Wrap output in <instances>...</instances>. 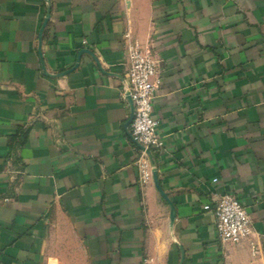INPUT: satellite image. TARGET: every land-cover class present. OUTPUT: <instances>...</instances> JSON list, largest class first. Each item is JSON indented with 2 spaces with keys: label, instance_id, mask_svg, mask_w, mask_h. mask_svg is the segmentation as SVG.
<instances>
[{
  "label": "crops",
  "instance_id": "crops-1",
  "mask_svg": "<svg viewBox=\"0 0 264 264\" xmlns=\"http://www.w3.org/2000/svg\"><path fill=\"white\" fill-rule=\"evenodd\" d=\"M133 47L161 79L146 185ZM224 195L256 255L219 242ZM0 264H264V0H0Z\"/></svg>",
  "mask_w": 264,
  "mask_h": 264
},
{
  "label": "built area",
  "instance_id": "built-area-1",
  "mask_svg": "<svg viewBox=\"0 0 264 264\" xmlns=\"http://www.w3.org/2000/svg\"><path fill=\"white\" fill-rule=\"evenodd\" d=\"M50 19L51 13L49 21ZM83 44L87 45V41H83ZM126 56L128 68L122 97L129 106L130 101L134 106V116L131 121L130 116L128 121V136L137 149L136 164L139 168L140 184L146 185L154 178L155 168L150 155L161 151L164 146L157 133L158 121L153 116L155 93L161 87L159 65L154 56L139 47L129 48ZM94 59L100 67L98 59ZM205 210L214 214L216 235L220 243L237 245L248 242L253 254L258 253V244L252 237L254 231L251 218L235 196L224 195L215 204L207 205Z\"/></svg>",
  "mask_w": 264,
  "mask_h": 264
},
{
  "label": "water",
  "instance_id": "water-1",
  "mask_svg": "<svg viewBox=\"0 0 264 264\" xmlns=\"http://www.w3.org/2000/svg\"><path fill=\"white\" fill-rule=\"evenodd\" d=\"M50 13H51V10L48 9L47 16H46V19H45V22H44L43 29H42L41 33L43 32L44 28L46 27V25H47V23L49 21ZM130 108H131V118H130V121H131L133 116H134V106H133V103L131 101H130ZM150 158H151L152 164H153V166L155 168L154 169V174H153L154 175V179H157L158 178V170H157V168L155 166V163H154V160H153V156L150 155Z\"/></svg>",
  "mask_w": 264,
  "mask_h": 264
}]
</instances>
